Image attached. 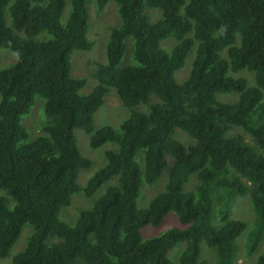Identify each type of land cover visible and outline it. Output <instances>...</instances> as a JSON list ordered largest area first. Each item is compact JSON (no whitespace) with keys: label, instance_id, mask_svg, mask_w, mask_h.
<instances>
[{"label":"trees","instance_id":"obj_1","mask_svg":"<svg viewBox=\"0 0 264 264\" xmlns=\"http://www.w3.org/2000/svg\"><path fill=\"white\" fill-rule=\"evenodd\" d=\"M96 1L103 8L111 0ZM114 1L122 22L110 35L98 84L82 94L86 79L70 68L75 49L94 45L87 0H71L65 22L66 0H0V59L2 48L17 56L0 71V258L29 224L33 231L13 264H177L171 252L181 243L178 264H210L202 243L215 249L212 264H237L245 235L251 250L264 239V0ZM147 8L161 17L152 21ZM168 37L177 40L170 52L162 45ZM195 44L192 69L179 83L175 73ZM243 69L254 73V84L230 73ZM110 87L130 114L121 132L104 126L93 133ZM227 93L238 97L219 98ZM37 97L47 120L31 138L22 118ZM77 128L91 134L94 148L118 144L84 187L79 173L91 160L79 149ZM235 128L253 142L231 134ZM177 129L194 142H181ZM165 171L164 189L139 207L143 185ZM112 179L74 226L60 219L76 192L91 197ZM244 196L254 211L250 226L234 216V200ZM171 214L175 225L146 237ZM256 264H264V244Z\"/></svg>","mask_w":264,"mask_h":264},{"label":"rangeland","instance_id":"obj_2","mask_svg":"<svg viewBox=\"0 0 264 264\" xmlns=\"http://www.w3.org/2000/svg\"><path fill=\"white\" fill-rule=\"evenodd\" d=\"M11 3L14 0H10ZM48 0H45L47 2ZM89 15H90V24L88 37L94 42L92 49L82 50L75 49L71 54V74L74 77L85 78L86 83L81 89L82 94L90 93L94 87L98 84L99 80L96 76L97 70L100 64L106 63L107 54L106 47L109 41L112 30L118 27L122 20L118 12V4L116 1H109L103 8H99L96 0H87ZM71 11V0H66V6L63 14V22H65ZM147 13L149 14L152 21H156L161 17L162 11L157 8H147ZM10 22V16H8ZM177 44V40L174 37H168L162 41L163 47L170 52L173 47ZM197 44H195L191 51L189 52L185 65L176 71L175 76L179 83H183L184 80L188 77L194 59L196 57ZM127 52H131V61L132 59V39H127ZM125 55V57H126ZM227 56L226 52L223 54ZM122 61V64H125V58ZM17 61V56L6 48L1 49V59H0V71L11 66ZM235 77H245L248 79L249 84H254V73L248 71L247 69L240 70L234 74L230 71ZM154 101L157 99L155 96ZM238 97L236 93H227L222 94L219 98L223 101H235ZM1 99V94H0ZM44 99L37 97L35 103L32 107V110L29 114H26L22 118V124L28 130L31 135V138L38 136L41 133V125L43 121L46 122L47 118L44 113ZM139 110L148 111L146 105H140ZM130 110L125 105H123L119 94L115 88L110 87L106 96L104 103L94 114V131H97L101 127L111 126L118 132H121L122 122L129 116ZM232 133H241L245 137L253 142L251 136L246 133L241 128H235L231 131ZM75 135L78 141V146L81 153L91 160V165L89 167L81 169L78 177V184L82 187L86 186L90 178L98 172L107 162L106 151L107 150H116L118 149V144L113 141H109L103 144L100 147L94 148L90 145L91 134L87 133L82 128H77L75 130ZM175 137L178 138L181 142L186 145H189L194 142V139L185 131L177 129ZM141 161L140 159H138ZM167 175L166 171L161 176L159 181L152 185H143L141 194L138 198V206L146 207L150 200L165 187V176ZM164 176V177H163ZM194 178V177H193ZM192 178V179H193ZM116 179H112L101 188H99L91 197L86 196L83 190L76 192L73 195L72 203L69 206L62 207L59 212V217L65 223L74 226L80 216V211L84 209H90L93 207L95 201L105 193L107 186L116 183ZM197 181L195 178L192 180L190 187H195ZM6 195L3 190H0V196ZM10 201V206H14V199L8 196ZM234 216L243 219L250 226L253 222L254 211L251 205V197H237L234 200ZM176 224V217L171 214L169 217L156 228H149L145 230L146 237L149 235H161L168 230L169 227ZM180 225V222L177 221V226ZM33 231L31 225H26L17 240L13 245L9 256L5 258H0V264H13L14 256L19 252L23 251L26 248L28 237ZM264 244V239L260 241L256 249L251 250L250 246L246 243V235L240 240V251L238 256L237 264H256V258L260 253ZM202 255L207 259L210 264L215 260V249L207 246L205 243L201 244ZM184 250V244L181 243L171 252V257L174 262L179 263V258Z\"/></svg>","mask_w":264,"mask_h":264}]
</instances>
